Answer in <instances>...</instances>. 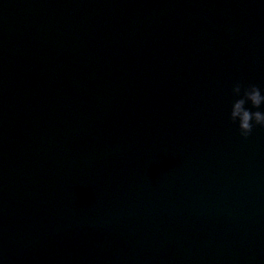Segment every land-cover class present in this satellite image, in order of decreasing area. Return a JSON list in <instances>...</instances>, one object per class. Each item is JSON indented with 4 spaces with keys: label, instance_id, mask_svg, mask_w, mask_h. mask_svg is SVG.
<instances>
[{
    "label": "water",
    "instance_id": "obj_1",
    "mask_svg": "<svg viewBox=\"0 0 264 264\" xmlns=\"http://www.w3.org/2000/svg\"><path fill=\"white\" fill-rule=\"evenodd\" d=\"M237 82L264 0H0V264H264Z\"/></svg>",
    "mask_w": 264,
    "mask_h": 264
},
{
    "label": "clouds",
    "instance_id": "obj_2",
    "mask_svg": "<svg viewBox=\"0 0 264 264\" xmlns=\"http://www.w3.org/2000/svg\"><path fill=\"white\" fill-rule=\"evenodd\" d=\"M232 93L238 99L232 104L230 120L233 123L238 121L240 135L247 139L252 134L254 125L264 127V111H252L246 105L250 103L252 108L260 109L264 105V95L255 84L245 86L239 82L233 85Z\"/></svg>",
    "mask_w": 264,
    "mask_h": 264
}]
</instances>
